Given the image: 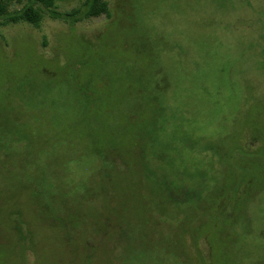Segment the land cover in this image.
Returning a JSON list of instances; mask_svg holds the SVG:
<instances>
[{"label": "rangeland", "instance_id": "rangeland-1", "mask_svg": "<svg viewBox=\"0 0 264 264\" xmlns=\"http://www.w3.org/2000/svg\"><path fill=\"white\" fill-rule=\"evenodd\" d=\"M85 1L0 19V264H264V0Z\"/></svg>", "mask_w": 264, "mask_h": 264}, {"label": "trees", "instance_id": "trees-1", "mask_svg": "<svg viewBox=\"0 0 264 264\" xmlns=\"http://www.w3.org/2000/svg\"><path fill=\"white\" fill-rule=\"evenodd\" d=\"M57 0H28V3L17 12L9 13L8 4L5 0H0V19L6 24L16 25L25 23L35 28H38L43 20L45 13L54 15V8ZM101 15L109 16L108 5L105 0H86L81 8L67 14V17L73 18L74 21L99 17ZM188 199V198H187ZM169 203H174L178 200L175 198L168 199ZM58 209V205L54 206ZM121 235V228H119Z\"/></svg>", "mask_w": 264, "mask_h": 264}]
</instances>
